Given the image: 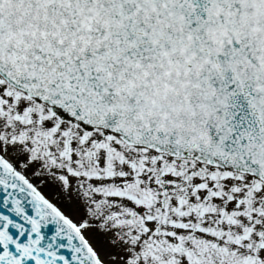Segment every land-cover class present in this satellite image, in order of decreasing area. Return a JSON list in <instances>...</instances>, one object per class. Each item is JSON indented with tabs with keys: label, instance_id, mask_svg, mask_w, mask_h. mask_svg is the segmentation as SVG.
Segmentation results:
<instances>
[{
	"label": "snow or ice",
	"instance_id": "6c2138e0",
	"mask_svg": "<svg viewBox=\"0 0 264 264\" xmlns=\"http://www.w3.org/2000/svg\"><path fill=\"white\" fill-rule=\"evenodd\" d=\"M0 264H264V0H0Z\"/></svg>",
	"mask_w": 264,
	"mask_h": 264
}]
</instances>
